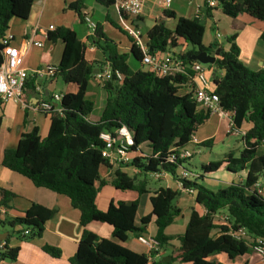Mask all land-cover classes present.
<instances>
[{"label":"trees","instance_id":"obj_1","mask_svg":"<svg viewBox=\"0 0 264 264\" xmlns=\"http://www.w3.org/2000/svg\"><path fill=\"white\" fill-rule=\"evenodd\" d=\"M94 1L105 8L113 6V0ZM33 2L0 0V39L12 19L28 18ZM67 9L84 24L85 0H76L68 4ZM214 10L232 19L246 15L264 22V0H217L215 8L203 11V18H179L173 29L165 22H155L144 38L149 55L169 54L185 66L194 63L188 60L189 57L202 52L216 56L215 63L206 67L223 71V76L220 80H213L212 91L218 95L221 108L233 112L236 128L241 129L244 124L250 126L241 138L244 149L238 158L229 156L223 162L201 164L197 174L188 161L170 160L171 155H177L180 149L189 148L190 138L210 117L196 105L187 77H160L150 70H141L144 52L129 37L132 43L129 52L120 53L98 23L90 43L102 54V63L85 60L86 46L72 29L57 27L47 34L49 40L60 41L63 45L55 77L65 84L75 85L76 92L62 95L59 111L48 113L47 135L41 138L37 129L22 135L14 149L4 151L2 166L26 178L36 188L66 197L79 212L82 233L70 264H171L175 261L222 264L210 261L209 257L224 254L234 260L249 254L251 244L248 241L234 239L227 226L213 222L212 216L220 211L228 215L232 228H245L250 235L264 239V198L254 187L257 182L264 181V69L253 72L241 63L235 35L226 37L224 43H218L215 38L208 47L202 44L203 19L211 20ZM162 15L171 19L175 17L168 10ZM136 21L141 18L136 17L131 23ZM109 23L115 26L111 21ZM224 44L229 46L226 51L222 47ZM177 48L183 50L176 53ZM1 49L0 44V52ZM1 60L0 55V63ZM102 66H108L112 76L102 87L106 97L101 115L97 121H91L89 116L94 104L85 95L94 70L102 71ZM115 72L119 73L120 79L116 78ZM35 87L34 77L25 81L22 101H25V93L34 92ZM121 127L128 130L132 140L128 149L132 161L125 168H132L137 173L130 176L118 168L111 173L109 181L101 179L100 168L110 166L102 156L104 143L99 135L108 133L115 137ZM211 144L212 140H206L202 146L210 147ZM223 164L229 173L244 171L245 181L242 185L231 184L213 192L202 184L204 176L217 172ZM181 168L194 176L180 178ZM154 174H168L181 184L182 189L192 190L195 203L204 209L202 215L191 212L182 235L167 236L164 233L180 214L174 204L178 193L172 189L159 190L149 198L151 216L142 217L138 226L135 224L137 201L130 205L110 202L104 211L96 206L101 187L110 184L115 190L143 195L148 193L147 176ZM11 197L12 194L3 191L0 207L5 206ZM54 214V210L32 204L22 217L0 223L11 228L19 226L21 230L16 234L31 240L41 236L45 223ZM152 216L156 226L153 240L159 249L165 248L170 241L178 242L167 263L148 259L145 254L123 246L129 234L140 237L146 233ZM93 222L108 225L113 240L100 239L88 231L86 226ZM25 231L28 235H24ZM7 240L4 241L6 247L2 259L16 261L19 249L9 248ZM43 251L53 258L60 257L57 249L44 247Z\"/></svg>","mask_w":264,"mask_h":264},{"label":"crops","instance_id":"obj_2","mask_svg":"<svg viewBox=\"0 0 264 264\" xmlns=\"http://www.w3.org/2000/svg\"><path fill=\"white\" fill-rule=\"evenodd\" d=\"M74 1L76 0H34L28 18L26 20L12 19L8 29L4 33V36H13L11 46L25 52L23 67L26 70L27 79H32L34 77L35 86L39 88V91H27L24 95L25 101H22V103L7 102L5 104H0V200L2 199L3 191L13 195V197L8 200L7 204L2 207L4 215L0 214V222L3 221L7 223L15 218L22 217L23 213L26 212L32 204H37L47 210H54L55 214L45 223L41 236L31 240H25L22 234H16V232L21 230L19 226L11 228L6 224L0 223V235L7 234V246L11 249H19L16 261L11 262L3 260L1 264H70L69 262L76 253L78 241L82 233V228L79 225V212L71 206L70 201L66 197L43 188H36L26 178L2 166L4 151L7 149H14L22 135L32 132L33 129H37L41 138L47 135L49 115L48 113L34 110L37 102L41 100L50 101L53 95L62 96L64 94L76 92L75 85L65 84L58 77L50 79L45 76H35L33 74L36 70L44 69L47 66L57 67L59 64L63 45L60 41L49 40L47 34L57 27L72 29L76 33L78 39L86 46V61H97L102 63L104 60L102 54L91 45L90 39H88L86 25L80 23L78 16L73 11L67 9V5ZM202 1L203 0H193L192 3L188 5L184 3L183 0H172L168 11L174 13L175 17L171 20H165V25L169 28L167 22L172 21L174 28L179 18L193 19L195 16V9L202 4ZM157 2L158 0H145L142 15L140 16L141 21H136L133 25L137 26L139 29V27H143L149 23L150 28L155 22H158L159 18L165 17L162 15V12L165 10L160 8ZM146 5L147 7L145 8ZM97 6L100 5L95 1L94 5L88 6L85 0V9L83 13L84 15H88L93 22L100 24L99 21L93 18V12L98 9ZM110 8L114 9L113 7ZM114 11L116 10L114 9ZM116 14L119 20L123 21L124 17L117 11ZM104 20L110 21L106 12L104 13ZM203 24L204 35L202 44L205 47H208L213 42L216 33H219L221 36L217 41L218 43H222L221 38L225 39L226 37L235 35V44L239 48V60L241 63L253 72L264 69V39H261L262 34H264V22L254 20L246 15H241L232 19L222 15L219 10H214L212 12V19H203ZM206 33L208 34L207 38H205L207 35ZM33 43H40L42 47H35L32 45ZM120 45L123 48L122 50H120ZM120 45H117L118 51L120 53H128L132 43L130 42L129 46H125L121 42ZM222 47L226 51L229 46L224 44ZM105 68L106 66H102V70ZM205 70L207 82L212 90L213 80H220L223 76V71L207 68L206 66ZM92 81L94 83L93 85L90 84ZM90 82L85 98L93 102L94 109L97 108V112H92L89 119L91 121H97L101 115L106 96L101 86H99L94 79H91ZM54 104L55 108L59 109V104ZM213 122L220 126L227 125L225 119L217 115H210L209 120L196 132V138L200 142V145L194 148L193 156L200 153V147L204 141L212 140L214 133L212 135H206L204 134L205 130L200 131V129L202 127L205 128ZM249 127V124H244L241 127V131L246 132ZM240 141L242 149L239 154H241L244 149L242 139H240ZM229 156L238 158L233 153H229L228 157ZM228 157L223 161L228 160ZM188 163L190 164V161H188ZM116 169L118 168L101 167L99 170L100 178L109 181L111 173ZM221 169L224 171L221 176L215 172L205 175L203 181L207 179L212 182V185L220 189L231 184L242 185L244 183V171L236 174L229 173L225 169V164H223L219 170ZM121 170H125L130 176L137 173L132 168L121 167ZM192 171L197 174L196 171ZM147 180L148 193L143 195H138L131 191H118L110 184L105 185L106 187L99 190L96 196L97 208L104 211L110 202L131 203L137 201L135 224L138 226L142 217L147 215L151 216L149 198L159 190L167 188L172 189L178 193V196L174 200V204L176 208L180 210V214L175 218L173 223L165 229L164 233L167 236L182 235L192 211L197 212L199 215L204 214V209L195 203L194 194L183 190L168 174L148 175ZM260 186L264 194V181L260 182ZM221 212L225 213L224 211ZM154 220L152 216L146 233L142 235L143 237L153 239L156 233ZM86 229L100 239L113 240L111 234L112 230L106 224L93 222L88 224ZM123 246L133 252L145 254L146 256L149 255L148 249L138 242V236L135 234H129ZM44 247H51L59 250L60 257L53 258L43 251ZM177 247V241H170L165 248L152 254V260L158 261L166 256L170 257L171 252ZM168 249L170 254L166 255V250ZM216 256L224 257L223 260L218 259L215 261L222 264H262L260 259L253 255L251 251L249 254L234 260H229L224 254H217ZM172 264L187 263L175 261L172 262Z\"/></svg>","mask_w":264,"mask_h":264},{"label":"built area","instance_id":"obj_3","mask_svg":"<svg viewBox=\"0 0 264 264\" xmlns=\"http://www.w3.org/2000/svg\"><path fill=\"white\" fill-rule=\"evenodd\" d=\"M172 0H158V6L163 10L170 8ZM193 0H183L186 4H191ZM145 0H113V8L125 18L140 17ZM217 6V0H203L200 6L195 9L194 18H203V11L206 8L213 9ZM133 19V20H134ZM84 24L88 30V39L94 35L96 23L92 19L85 15ZM135 29H129L127 25L124 26V32L130 34L134 45L140 48L144 52V56L141 61L142 66H146L148 70L152 71L155 75L160 77H175L177 75H183L188 78V88L192 91L193 99L199 109L208 112L210 115H217L218 117L227 121V130L233 136H243L245 132L235 127L233 123V112L225 111L221 108L219 103V97L215 94L206 79L205 66L197 62L185 66L181 61L172 58L171 55L165 54L162 56L149 55L142 39L141 32L137 26ZM220 34L216 33L215 38L220 39ZM13 41L12 35H5L0 39L2 46L0 55V104L7 102L22 103V90L27 80V73L23 67L25 52L11 46ZM35 47H42L40 43H33ZM57 72V68L53 66H47L44 69L36 70L33 74L35 76H45L47 78H54ZM114 75L117 79H120L118 72ZM112 76V72L109 67L94 74V81L103 87L104 83ZM35 91H39L38 87H35ZM62 99L61 95H53L51 100H41L36 103L34 110L43 113H49L51 111H59L55 108V104H59ZM57 106V105H56ZM100 140L104 143V149L102 150V156L111 168L125 167L132 161V156L129 154L128 149L132 144L131 136L125 127H121L115 137H111L108 133H101L99 135ZM118 141V143H117ZM200 145V142L195 136L190 138L189 148L180 149L178 154L171 155L170 160H182L189 161L194 152V148ZM157 175V174H154ZM180 178L188 179L194 176V173L189 172L187 169L181 168L179 171ZM181 187V184L179 183ZM255 190L262 194L260 182L255 185ZM184 190V189H183ZM193 194L192 190H185ZM0 214L4 215V210L0 207ZM213 222L218 225L227 226L228 233L236 240H246L251 244V253L258 257L262 263H264V239L261 237H255L250 235L245 228L238 227L232 228L229 222V217L223 212H217L212 216ZM24 235H28L25 231ZM138 242L144 245L148 251V259H152V254L160 251L158 244L151 238L140 236ZM6 244L4 241L0 242V264L2 263V253L4 252Z\"/></svg>","mask_w":264,"mask_h":264},{"label":"rangeland","instance_id":"obj_4","mask_svg":"<svg viewBox=\"0 0 264 264\" xmlns=\"http://www.w3.org/2000/svg\"><path fill=\"white\" fill-rule=\"evenodd\" d=\"M185 3V2H184ZM86 4L89 5H94L93 0H86ZM87 7V6H86ZM98 9L93 12V18L103 26V32L106 35V37L114 41L113 43L120 45L122 42L125 46L130 45L129 33L124 32V26L127 25L129 29H135L134 25L131 23V21L134 19L133 17H128L123 19V21H120L119 18L117 17L116 11L112 8H105L101 6H97ZM147 5L145 6V8ZM101 8V9H100ZM87 9V8H86ZM107 9V11H106ZM108 14V17L110 21L115 26H112L108 21L104 20V13ZM168 26L170 29L173 28V22L168 21L167 22ZM149 29V23L144 25L143 27H139V31L141 32L142 39L144 40L146 31ZM122 30V31H120ZM207 34V33H206ZM208 34L205 36L207 38ZM222 43H224V39L221 38ZM123 46V45H122ZM121 47V45H120ZM123 48L121 47L120 50ZM180 50H183L182 48H177L174 50V52H178ZM139 67V66H138ZM141 70L147 71L148 68L146 66H140ZM90 84H94L93 81L90 82ZM95 86V85H94ZM97 112V108L94 109L93 113ZM227 122V121H226ZM205 130L204 134L206 135H212L214 133V136L212 138V145L210 147H200V153L195 154L189 161H190V166L193 167L192 170L196 171L197 173L200 172V165L201 164H207L209 162H223V160L228 157L229 153H233L236 157L240 156V151L242 149V144L240 139L242 138L239 136H233L231 135L228 130H227V125H216L214 122L211 123L210 125H207L205 128H201L200 131ZM196 134L194 136L196 137ZM118 143V141H117ZM262 150L264 151V146L262 147ZM224 173V171L221 169L216 172L219 176H221ZM217 176V175H216ZM214 177V176H213ZM202 184L210 189L211 191L215 192L218 191L220 188H216L214 185H212V182L208 181L205 179ZM104 187H101L100 190H102ZM262 197L264 198V194H261ZM169 249L166 250V255H169ZM222 256V255H219ZM216 255H212L209 257L210 260L216 261L218 259L223 260L224 257H219ZM168 257V256H166ZM172 264V263H171Z\"/></svg>","mask_w":264,"mask_h":264},{"label":"water","instance_id":"obj_5","mask_svg":"<svg viewBox=\"0 0 264 264\" xmlns=\"http://www.w3.org/2000/svg\"><path fill=\"white\" fill-rule=\"evenodd\" d=\"M165 20H171V18L161 17L158 19V23L164 22ZM188 60H191V61L197 62L201 65L207 66V65H213L215 63L216 56H211L206 52H202V53H199L197 55L189 57ZM97 72H98V70L95 69L93 72V75L96 74ZM130 204L131 203H126V205H130ZM6 235H0V242L5 241ZM170 260H171L170 257H164L161 259V261L163 263H167Z\"/></svg>","mask_w":264,"mask_h":264}]
</instances>
